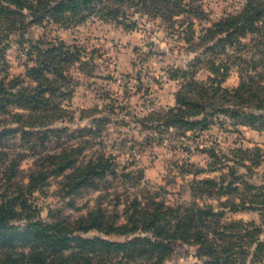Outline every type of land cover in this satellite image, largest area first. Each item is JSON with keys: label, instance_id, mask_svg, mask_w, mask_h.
<instances>
[{"label": "trees", "instance_id": "trees-1", "mask_svg": "<svg viewBox=\"0 0 264 264\" xmlns=\"http://www.w3.org/2000/svg\"><path fill=\"white\" fill-rule=\"evenodd\" d=\"M183 2L0 0V74L8 64L6 42L15 36L22 45L32 25L68 26L92 14L113 21L125 14L128 4L171 21L173 16L166 17L169 11L188 12ZM248 37L251 43L244 41ZM190 43V50L199 47L202 53L187 70L173 73L184 81L175 106L138 118L149 144L170 141L173 148H182L189 133L198 139L216 116L231 115L238 122L243 116L257 117L245 110L264 111V0H248L242 12L221 19ZM31 48L36 59L31 58L24 77L0 76V264H164L178 242L198 247L196 264L264 262L261 229L227 219L229 213L243 212H258L264 218V185L250 182L261 163L260 148L229 154L203 149L211 161L206 170L196 166L197 174L220 175L196 179L191 189L195 197H211L215 204L168 205L164 188L146 184L143 170L132 173L133 162L121 166L108 153L106 132L109 115L115 114L113 104L82 110L79 120H88V126H67L76 120L68 103L78 86L68 72L77 63L82 70L90 68L81 48L61 40ZM233 68L240 72L241 82L231 91L222 85ZM200 69L211 73L207 81L189 77ZM27 158L33 162L24 182L20 166ZM53 177L59 178L58 193L64 198L88 190L103 194L94 209L76 220L46 222L34 194ZM90 231L132 238L111 243L76 236Z\"/></svg>", "mask_w": 264, "mask_h": 264}, {"label": "rangeland", "instance_id": "rangeland-1", "mask_svg": "<svg viewBox=\"0 0 264 264\" xmlns=\"http://www.w3.org/2000/svg\"><path fill=\"white\" fill-rule=\"evenodd\" d=\"M247 2L185 0L187 5L183 2L182 7L188 12L169 11L166 17L173 16L171 21L152 17L146 8L128 4L125 14L113 21H104L99 15L92 14L68 26L47 23L32 25L26 31L22 45L15 36L6 42L5 59L8 64L0 76L24 77L33 63L31 58L36 59L32 45L46 48L59 40L67 45H78L82 59L90 62V68L82 70L80 63H77L68 72L78 86L74 88L68 103L76 120L67 126H88V120H79L82 110L103 109L106 104H113L115 114L111 116L106 113L111 119L106 132L107 151L116 156L121 166L133 162L130 172L138 174L143 170L146 184L164 188L168 205L179 202H196L201 206L215 204L211 197H195L191 189L196 179L220 175V172L208 171L197 174L196 166L206 170L211 161L209 154L202 153L203 149L211 148L217 153L229 154L234 149L260 148L261 163L256 166L255 176L250 182L264 185V111L245 110L247 115L255 114L257 117L242 115L238 122H233L231 115L216 116L198 139L192 138L193 134L189 133V138L183 139L184 145H179L182 148H173L170 141L149 144L144 141L147 132L141 131L137 121L153 111L175 106L176 93L184 81L173 73L187 70L202 53L199 47L190 50V41H198L208 28L221 19L242 12ZM244 41L251 43L250 37ZM194 76L207 81L211 73L207 69H200L193 75L189 74V77ZM240 82V72L233 68L222 86L232 91ZM107 97L112 101L106 100ZM235 111L243 114L238 109ZM32 162L31 158H27L21 163L24 182L27 181ZM239 171L244 173L243 169ZM59 181V178H51L43 191L34 194V203L41 209L42 218L49 223H53L54 219L72 221L86 215L95 208L98 196L103 194L101 190H88L64 198L58 193ZM104 208H107L106 203ZM227 219L255 224L261 229L259 239L264 242V218L258 212L229 213ZM4 233L10 235L11 231ZM76 236L111 243H124L132 238L107 236L97 231L78 233ZM2 241H7V238ZM199 262L197 246L178 242L173 245V251L164 264Z\"/></svg>", "mask_w": 264, "mask_h": 264}]
</instances>
